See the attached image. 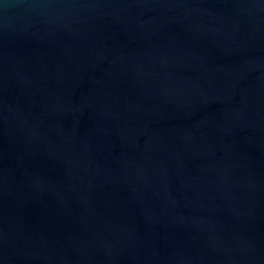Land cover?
I'll return each mask as SVG.
<instances>
[{"label": "water", "instance_id": "obj_1", "mask_svg": "<svg viewBox=\"0 0 264 264\" xmlns=\"http://www.w3.org/2000/svg\"><path fill=\"white\" fill-rule=\"evenodd\" d=\"M0 264H264V0H0Z\"/></svg>", "mask_w": 264, "mask_h": 264}]
</instances>
